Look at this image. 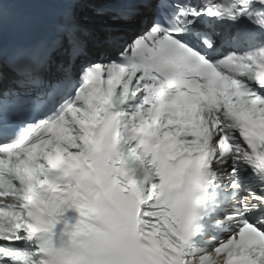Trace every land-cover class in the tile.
Wrapping results in <instances>:
<instances>
[{
	"label": "snow or ice",
	"instance_id": "obj_1",
	"mask_svg": "<svg viewBox=\"0 0 264 264\" xmlns=\"http://www.w3.org/2000/svg\"><path fill=\"white\" fill-rule=\"evenodd\" d=\"M0 264H264V0H0Z\"/></svg>",
	"mask_w": 264,
	"mask_h": 264
}]
</instances>
